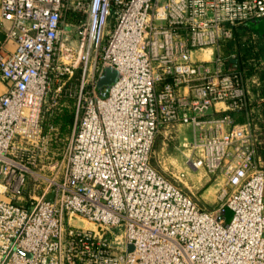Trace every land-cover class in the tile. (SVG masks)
I'll return each instance as SVG.
<instances>
[{"label": "built area", "instance_id": "1", "mask_svg": "<svg viewBox=\"0 0 264 264\" xmlns=\"http://www.w3.org/2000/svg\"><path fill=\"white\" fill-rule=\"evenodd\" d=\"M4 20L0 264H264V80L222 51L237 25L264 22V0H0ZM261 41L264 71V26ZM74 59L90 61V84L65 175L19 203L41 176L33 151L52 72L71 75ZM106 67L117 77L104 88ZM176 124L198 152L186 163L225 176L215 211L151 163L160 128Z\"/></svg>", "mask_w": 264, "mask_h": 264}, {"label": "rangeland", "instance_id": "2", "mask_svg": "<svg viewBox=\"0 0 264 264\" xmlns=\"http://www.w3.org/2000/svg\"><path fill=\"white\" fill-rule=\"evenodd\" d=\"M69 14V11L64 12L66 20L69 19ZM73 23L75 22L72 21ZM67 34L69 37L65 41V46L70 45V40L76 42L73 34L71 36V33ZM243 38L241 33L237 40L242 41ZM76 50L78 51L77 48ZM77 51L74 57H77ZM64 59H67L66 56ZM73 62H76V59ZM89 63L90 61L76 62L71 75L68 73L56 75V72H52L51 89L43 105V137L33 151L36 163L33 170L38 171L41 176L38 180L33 178L29 180L26 194L17 198V202L26 204L29 200L28 193L33 187L41 188L48 185L45 178L62 179L64 177L72 134L81 112V101L90 84L87 71ZM191 140L192 133L188 124H176L174 127L162 126L153 143L151 163L201 208L215 211L223 202L220 192L225 184V176L221 171L212 173L203 167L192 168L186 163L187 156L198 154L197 150L194 152L189 145ZM221 210L228 220L230 210L226 207ZM81 223L86 227H94L87 220Z\"/></svg>", "mask_w": 264, "mask_h": 264}, {"label": "trees", "instance_id": "3", "mask_svg": "<svg viewBox=\"0 0 264 264\" xmlns=\"http://www.w3.org/2000/svg\"><path fill=\"white\" fill-rule=\"evenodd\" d=\"M260 21L262 20L248 21L237 25L233 30V36L222 45V51L225 54L233 50L234 56L237 58L236 67L238 69L244 71V74L249 77L258 74L259 78L264 80L262 74L264 71L258 68L262 50L261 35L264 26V23L262 25ZM241 33L244 38L242 41H238L237 38ZM252 88L255 90L254 86ZM231 112L235 113V111Z\"/></svg>", "mask_w": 264, "mask_h": 264}, {"label": "crops", "instance_id": "4", "mask_svg": "<svg viewBox=\"0 0 264 264\" xmlns=\"http://www.w3.org/2000/svg\"><path fill=\"white\" fill-rule=\"evenodd\" d=\"M260 22H261V24L264 23L263 21H260ZM9 25H10V24H9V21H7V20H4V21H3V28H0V38H3V37H4V35H5V34H4V33H5V29H6ZM5 45H6V47H7L8 49H10L11 47H13V43H12L11 41H9V40L6 41ZM232 52L234 53L233 50H232ZM232 63L237 64V58H235V56H234V59H233ZM262 74L264 75V73H262ZM6 88H7V82H5L4 80H2V79L0 78V92L5 91ZM220 105H221V104H217L215 108H216V109H219ZM213 110H214V109H213ZM216 111H217V110H216ZM217 112H219V111H217ZM234 117H235V119H236L237 121H243V120L245 119V115H244L243 112H235V113H234ZM255 118H256V122H257L258 124H261V125L264 127V114H262V113L260 112V110L254 112V120H255ZM261 138H262V140L264 141V128H263L262 131H261ZM259 150H260V154H261L262 157L264 158V144L260 147Z\"/></svg>", "mask_w": 264, "mask_h": 264}, {"label": "water", "instance_id": "5", "mask_svg": "<svg viewBox=\"0 0 264 264\" xmlns=\"http://www.w3.org/2000/svg\"><path fill=\"white\" fill-rule=\"evenodd\" d=\"M117 77V71L111 67H106L104 70V74L100 77L99 82L102 85L108 86L110 85ZM52 194H48L47 198L50 199ZM132 248L131 245L128 246L130 250Z\"/></svg>", "mask_w": 264, "mask_h": 264}]
</instances>
